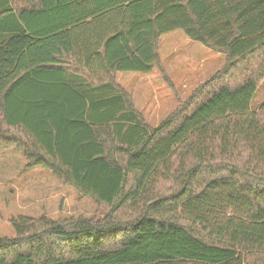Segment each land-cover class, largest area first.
Wrapping results in <instances>:
<instances>
[{
  "label": "trees",
  "instance_id": "trees-1",
  "mask_svg": "<svg viewBox=\"0 0 264 264\" xmlns=\"http://www.w3.org/2000/svg\"><path fill=\"white\" fill-rule=\"evenodd\" d=\"M174 31L227 66L154 128L116 75L173 87L159 46ZM263 80L264 0H0V148L132 213L12 218L0 264H264Z\"/></svg>",
  "mask_w": 264,
  "mask_h": 264
},
{
  "label": "rangeland",
  "instance_id": "rangeland-1",
  "mask_svg": "<svg viewBox=\"0 0 264 264\" xmlns=\"http://www.w3.org/2000/svg\"><path fill=\"white\" fill-rule=\"evenodd\" d=\"M189 40L183 31L161 37L159 55L173 87L164 80L160 71L148 76L137 73L136 77L116 75V80L133 96L135 107L142 112L145 121L154 128L178 110H186L198 90L221 75L227 66L226 55ZM221 80L223 78L210 87H218ZM263 105L264 80L251 109L260 110ZM25 166L26 160L21 152L0 148V237H15L11 219L19 216L107 222L113 219L126 221L132 215L122 210L113 216L110 208L83 197L73 187L60 182L50 171L43 168L26 170ZM168 187L166 185V189Z\"/></svg>",
  "mask_w": 264,
  "mask_h": 264
},
{
  "label": "crops",
  "instance_id": "crops-1",
  "mask_svg": "<svg viewBox=\"0 0 264 264\" xmlns=\"http://www.w3.org/2000/svg\"><path fill=\"white\" fill-rule=\"evenodd\" d=\"M174 32H177V31H174ZM174 32H171V33H168V34H172V33H174ZM167 35V34H166ZM163 36H165V35H163ZM162 36V37H163ZM190 41V40H189ZM191 43H193V42H191ZM195 45V44H194ZM205 47V46H204ZM68 73H71V72H68ZM125 75H127V76H130V77H136L137 75H136V73H119L118 74V77L119 76H125ZM148 76V75H147ZM66 77L69 79V80H71V81H77L79 84H81V79H78V78H75V76H71L70 74H67L66 75ZM117 77V78H118ZM141 77H143V76H141ZM40 82H41V84H43V83H45V81L44 80H40ZM119 84H121L119 81H117ZM122 85V84H121ZM122 87H124L125 89H126V87L124 86V85H122ZM78 89V88H77ZM81 92L82 93H85V92H87V90H85V89H83V88H81ZM29 93V92H28ZM136 109L138 110V108H137V106H136ZM139 112H141L140 110H138ZM142 113V112H141ZM165 120V119H164ZM164 120H161V122L158 124V125H156V127H158ZM150 125V124H149ZM151 126V125H150ZM35 169H38V168H35ZM29 170H31V169H29Z\"/></svg>",
  "mask_w": 264,
  "mask_h": 264
}]
</instances>
